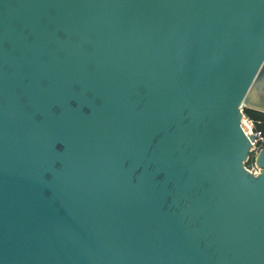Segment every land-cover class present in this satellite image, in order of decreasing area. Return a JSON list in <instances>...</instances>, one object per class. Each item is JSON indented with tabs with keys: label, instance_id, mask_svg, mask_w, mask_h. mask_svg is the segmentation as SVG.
I'll return each instance as SVG.
<instances>
[{
	"label": "water",
	"instance_id": "water-1",
	"mask_svg": "<svg viewBox=\"0 0 264 264\" xmlns=\"http://www.w3.org/2000/svg\"><path fill=\"white\" fill-rule=\"evenodd\" d=\"M245 108L264 0H0V264H264Z\"/></svg>",
	"mask_w": 264,
	"mask_h": 264
},
{
	"label": "built area",
	"instance_id": "built-area-1",
	"mask_svg": "<svg viewBox=\"0 0 264 264\" xmlns=\"http://www.w3.org/2000/svg\"><path fill=\"white\" fill-rule=\"evenodd\" d=\"M258 123H261V121L253 119L245 110L243 111L242 127L247 136L253 137V139H251L250 155L246 162V167L255 175L259 174L261 171V168L257 165L256 159L260 150L264 147V131L258 128Z\"/></svg>",
	"mask_w": 264,
	"mask_h": 264
},
{
	"label": "trees",
	"instance_id": "trees-1",
	"mask_svg": "<svg viewBox=\"0 0 264 264\" xmlns=\"http://www.w3.org/2000/svg\"><path fill=\"white\" fill-rule=\"evenodd\" d=\"M245 112L253 119L260 120L261 123H258V128L264 131V113L258 110L248 108H245Z\"/></svg>",
	"mask_w": 264,
	"mask_h": 264
}]
</instances>
